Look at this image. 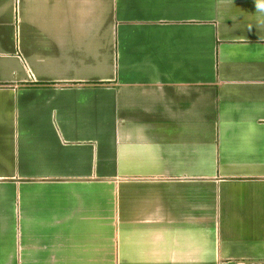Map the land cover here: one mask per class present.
<instances>
[{
	"label": "crops",
	"instance_id": "obj_1",
	"mask_svg": "<svg viewBox=\"0 0 264 264\" xmlns=\"http://www.w3.org/2000/svg\"><path fill=\"white\" fill-rule=\"evenodd\" d=\"M259 0H0V264H264Z\"/></svg>",
	"mask_w": 264,
	"mask_h": 264
},
{
	"label": "clouds",
	"instance_id": "obj_2",
	"mask_svg": "<svg viewBox=\"0 0 264 264\" xmlns=\"http://www.w3.org/2000/svg\"><path fill=\"white\" fill-rule=\"evenodd\" d=\"M258 7L264 8V0H259Z\"/></svg>",
	"mask_w": 264,
	"mask_h": 264
}]
</instances>
